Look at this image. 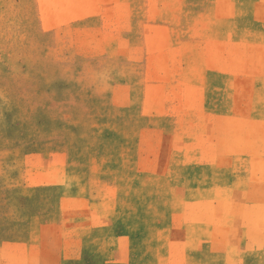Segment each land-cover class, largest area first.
<instances>
[{
	"label": "rangeland",
	"instance_id": "obj_1",
	"mask_svg": "<svg viewBox=\"0 0 264 264\" xmlns=\"http://www.w3.org/2000/svg\"><path fill=\"white\" fill-rule=\"evenodd\" d=\"M0 264H264V0H0Z\"/></svg>",
	"mask_w": 264,
	"mask_h": 264
}]
</instances>
